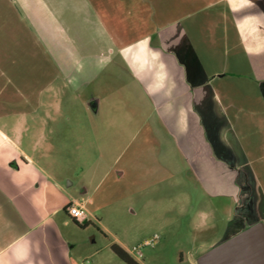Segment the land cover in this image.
<instances>
[{"label":"crops","instance_id":"crops-1","mask_svg":"<svg viewBox=\"0 0 264 264\" xmlns=\"http://www.w3.org/2000/svg\"><path fill=\"white\" fill-rule=\"evenodd\" d=\"M2 1L9 9L0 13L10 22L15 1ZM19 1L33 9L28 0ZM38 4L51 82L63 80L59 65L86 60L92 71L98 62L108 64L109 76L151 110L154 141L165 146L163 160H182L195 190L217 199L216 211L222 200L230 201L234 216L246 219L245 205L255 209L257 195L264 199V74L255 71L257 62L264 65V0ZM8 25L0 21V48L22 39ZM16 61L0 57V264H72L64 228L70 221L90 222L88 188L76 195L62 173L48 169L47 146L63 142L48 129L60 124L40 120L43 111L30 107L33 76ZM48 86L43 96L52 90ZM16 98L24 108H14ZM90 108L98 113L99 101ZM71 204L86 209L83 222L68 214Z\"/></svg>","mask_w":264,"mask_h":264},{"label":"rangeland","instance_id":"rangeland-1","mask_svg":"<svg viewBox=\"0 0 264 264\" xmlns=\"http://www.w3.org/2000/svg\"><path fill=\"white\" fill-rule=\"evenodd\" d=\"M14 1L16 18L7 22L9 15L1 12L0 21L22 39L0 48V57L21 60L22 68L33 76L30 107L44 112L40 120L60 124L56 130L48 129V135L63 141L47 146V167L62 173L64 185L74 194L88 188L84 199L89 198L87 206L94 214L87 225L70 221L64 228L72 264H127L113 252L114 243L127 248L139 264H198L211 249L256 223L264 224L260 195L255 209L248 204L242 209L246 219L234 216L230 201L222 200L218 212L213 208L217 199L195 190L182 160H163L165 146L154 141L151 110L109 76L108 64L98 62L92 71L86 60L59 65L63 80L51 82L54 72L43 65L47 53L39 40V0H28L33 8L29 11ZM8 5L0 0V10ZM255 71L262 76L264 65L257 62ZM42 73L46 81L40 80ZM47 83L52 90L43 96ZM19 100L14 108H24ZM96 100L98 113L90 108ZM164 164L168 168H162Z\"/></svg>","mask_w":264,"mask_h":264},{"label":"water","instance_id":"water-1","mask_svg":"<svg viewBox=\"0 0 264 264\" xmlns=\"http://www.w3.org/2000/svg\"><path fill=\"white\" fill-rule=\"evenodd\" d=\"M198 264H264V224L259 222L199 257Z\"/></svg>","mask_w":264,"mask_h":264},{"label":"built area","instance_id":"built-area-1","mask_svg":"<svg viewBox=\"0 0 264 264\" xmlns=\"http://www.w3.org/2000/svg\"><path fill=\"white\" fill-rule=\"evenodd\" d=\"M68 214L77 222H83L86 216V209L79 204H71L68 208ZM146 244H149V242H146ZM139 255L142 256L141 252H139Z\"/></svg>","mask_w":264,"mask_h":264},{"label":"trees","instance_id":"trees-1","mask_svg":"<svg viewBox=\"0 0 264 264\" xmlns=\"http://www.w3.org/2000/svg\"><path fill=\"white\" fill-rule=\"evenodd\" d=\"M76 221V220H75ZM78 224V223H77ZM113 252L127 264H139L122 246L117 243L111 246Z\"/></svg>","mask_w":264,"mask_h":264}]
</instances>
